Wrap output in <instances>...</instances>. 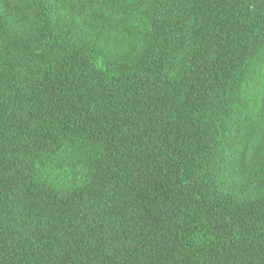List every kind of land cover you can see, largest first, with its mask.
Returning a JSON list of instances; mask_svg holds the SVG:
<instances>
[{
	"label": "trees",
	"instance_id": "16d2710c",
	"mask_svg": "<svg viewBox=\"0 0 264 264\" xmlns=\"http://www.w3.org/2000/svg\"><path fill=\"white\" fill-rule=\"evenodd\" d=\"M0 264H264V0H0Z\"/></svg>",
	"mask_w": 264,
	"mask_h": 264
}]
</instances>
